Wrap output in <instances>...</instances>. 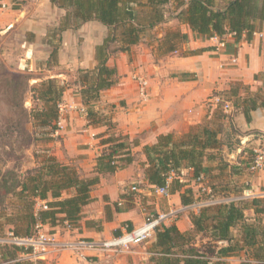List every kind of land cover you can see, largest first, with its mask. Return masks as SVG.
<instances>
[{
    "label": "trees",
    "instance_id": "trees-1",
    "mask_svg": "<svg viewBox=\"0 0 264 264\" xmlns=\"http://www.w3.org/2000/svg\"><path fill=\"white\" fill-rule=\"evenodd\" d=\"M13 2L14 9L20 7L15 0ZM23 2L25 0L20 3ZM50 2L65 12L46 35L45 42L51 47L46 67L54 61L63 31L77 29L90 20H97L107 28L106 36L95 46L94 68L78 71L79 93L86 106L89 124L106 126L105 131L96 135L102 149L95 157L93 170L88 176L79 174L73 165L60 162L51 152L49 144L58 128V104L70 82L47 77L36 85H29V79L42 77V72L30 70L29 73L20 71L18 78L5 80L3 86L7 90L10 88L13 97L8 100L10 115L6 116V126H3L0 137V236L11 233L16 237H28L35 234L38 224L78 227L83 207L93 201L91 190L99 183L100 175L133 162L131 148L138 145V140L118 132L108 115L93 108L101 92L117 83L116 68L107 64L115 51L111 49L112 44L117 43L119 51H128L131 45L141 41L145 32L167 20V5H173V18L181 25H187L198 37L222 38L232 34L239 40L243 34L250 38L254 31L264 30V0ZM154 39L157 53L165 54L176 51L188 41L189 36L177 27L167 28L161 37L155 35ZM241 90L244 95L240 94ZM27 91L31 94L30 108L24 105ZM228 93L231 99L234 98V109L241 111L246 122L251 121V111L264 108V94L252 92L246 85L234 84ZM220 105L212 118L191 127L184 134H160L154 143L142 147L145 161L140 164L147 183L153 187L168 185L171 194L179 193L182 205L197 199L191 188L182 190L185 184L179 179L181 169H191L193 179L205 172V160L217 161L216 167L220 172L229 167L231 176L244 169L249 170L252 160L249 146L242 150L245 164L237 168L222 157L219 133L226 114ZM38 143L43 146L32 152L36 165L21 171L25 152ZM10 158L13 161L7 166ZM236 185L239 184L231 186V191L238 193L244 186ZM211 187L216 191L215 185L211 184ZM224 188L230 189L227 185ZM250 209L254 213L251 219L245 216V211ZM189 218L192 223L190 230L181 231L176 224L156 229L149 250L155 264H224L225 257L238 256L242 252L253 258L255 264H264L263 198L206 206L198 212H189ZM91 222L94 223L93 220ZM131 229V226L126 228ZM115 234H121V230H116ZM220 242L226 244L220 245ZM30 253L22 246L0 244V264H42L40 260L30 258Z\"/></svg>",
    "mask_w": 264,
    "mask_h": 264
},
{
    "label": "crops",
    "instance_id": "crops-1",
    "mask_svg": "<svg viewBox=\"0 0 264 264\" xmlns=\"http://www.w3.org/2000/svg\"><path fill=\"white\" fill-rule=\"evenodd\" d=\"M15 1L19 8L12 7L13 0H0V11L8 6L12 17L9 25L19 24L17 34L22 47L23 68L42 72V77L33 79L36 82L51 77L71 83L63 93L61 103L64 107L59 111L61 127L49 144L51 152L60 162L73 165L79 174L88 176L93 170L95 157L102 149L96 135L105 131L106 126L89 124L86 110L84 113L79 110L81 106L86 109V106L79 93L78 71L94 68L95 46L102 42L107 28L97 20H90L77 29L63 31L54 61L46 67L51 51L45 42L46 35L57 25L65 10L52 5L50 0ZM2 27L5 26H0V32ZM166 29L157 36L161 37ZM180 29L188 34L189 39L176 51L158 54L156 46L139 42L131 45L128 51L112 52L109 56L107 64L116 68L117 83L101 92L93 108L108 115L118 132L138 140V145L131 149L133 157L135 153L140 156L137 163L140 167L135 165L134 158L122 169L101 174L99 183L91 190L93 201L82 209L78 227L42 225V229L53 234L58 241L108 239L116 235L118 229L123 232L128 226H139L149 214L174 209V205L179 203L182 207L178 192L170 193L168 197L158 194L162 199L150 196L147 188L153 186L147 183L140 164L145 161L142 147L154 143L160 134L179 136L208 121L218 104H221L220 109H223L222 103L231 104L228 90L234 84L246 85L250 91L259 94L264 91V30L254 31L250 38L243 34L236 40L232 34L222 38L198 37L184 24ZM26 34L31 37L29 40ZM134 74H140L147 80L146 98L139 95ZM240 94L244 95L243 90ZM223 111L226 116L221 121L224 129L220 131L219 138L222 140L223 135L227 138L222 141L221 154L225 161L237 168L245 164L243 148L254 145L258 134H264V108L251 111L250 122H246L241 111L235 110L232 104L230 109ZM217 164L215 160L204 161L205 172L202 175L203 180L206 178V186H214L218 180L215 177L221 175L224 180L227 178L225 185L230 187L224 190L227 195L236 194L231 191L234 183L244 186L243 189L246 186L254 190L264 188L263 176L252 174L248 169L231 176L229 167L220 172ZM137 178L147 188L139 190L142 194L135 196L131 186ZM179 179L185 184L182 190L190 189L191 184L187 181L196 182L191 169L187 168L181 169ZM249 211L254 215L251 209ZM177 216L166 225L176 224L181 231L192 228L188 214ZM152 237L150 244L154 241V235ZM219 244L225 245L226 242ZM139 246L131 245L118 253L85 250V259L71 250H56L51 246L46 252L30 258L40 260L42 264H155L149 251L151 245L145 250ZM223 260L224 264H255L253 258L244 252Z\"/></svg>",
    "mask_w": 264,
    "mask_h": 264
},
{
    "label": "built area",
    "instance_id": "built-area-1",
    "mask_svg": "<svg viewBox=\"0 0 264 264\" xmlns=\"http://www.w3.org/2000/svg\"><path fill=\"white\" fill-rule=\"evenodd\" d=\"M133 78L137 82V88L139 95L142 98L147 96V80L140 74H134ZM217 101H220L217 99ZM59 111L64 107L63 103L58 104ZM230 108L228 103L223 105V109L226 111ZM79 110L84 113L85 107L81 106ZM57 129L61 127V122L57 120ZM257 143L250 146L252 149V160L249 163V171L252 174H259L264 177V134H258ZM203 181V175L201 174L196 178V182L201 183ZM137 188L135 185L131 186V190L135 191ZM203 190L206 192L207 197L205 199L195 200L188 205H183L180 209H191L193 211H199L206 206H213L217 204H225L230 202H237L241 200H251L253 198L264 199V188L254 190L252 187L244 188L241 192L228 196H217L211 187L203 186ZM157 194L168 197L170 195L168 185L155 187ZM179 210L169 209L167 211L157 212L149 214L145 217L142 224L131 230L121 232L119 235H114L108 239H87L77 238L74 240L58 241L53 234L42 229V225L36 226L35 234L28 237H16L11 233H8L4 237H0V244H14L22 246L30 250V256L40 255L48 250L49 247L56 250H71L78 257L85 259V250H100L107 253H118L131 245L141 244L147 241L152 235H154L157 228L166 225L167 222L174 220ZM68 227V226H67ZM69 228V227H68Z\"/></svg>",
    "mask_w": 264,
    "mask_h": 264
},
{
    "label": "rangeland",
    "instance_id": "rangeland-1",
    "mask_svg": "<svg viewBox=\"0 0 264 264\" xmlns=\"http://www.w3.org/2000/svg\"><path fill=\"white\" fill-rule=\"evenodd\" d=\"M11 3V2H10ZM10 8L8 6H5V8L2 9V11H0V26H5L2 27L1 32H0V137H1V132L4 130L3 126H6V116L9 117L10 115V107L8 104V100H10L13 96L11 94V90L10 88H8V90L3 86V83L5 82V80L9 79V78H18L20 71H29L28 68H23V61H22V47L20 44V36L17 34V29L19 24H14L11 23V25H9V20L12 18L9 13H10ZM166 17L167 20L161 24H159L158 26H156L155 28H153L151 31L145 32L143 34V37L141 38L140 43H143L145 45H153L156 46V42L154 41V36L157 35V33L162 32L165 28H180V23H178V21L173 18L174 15V10H173V5H167L166 8ZM14 25V26H13ZM26 39H30L31 37L29 36V34L25 35ZM118 44L114 43L111 45V48H114V54L119 53L120 51L118 50ZM29 73V72H28ZM28 84L29 85H36L37 82L36 80L33 79H29L28 80ZM261 94H264V91H262ZM260 94V95H261ZM24 105L27 108H30L32 105V101H31V94L29 91L26 92V94L24 95ZM233 99L232 98L231 104L233 103ZM225 104V103H222ZM230 104V105H231ZM230 109V108H229ZM223 110V109H222ZM236 110V109H235ZM227 111V110H226ZM233 112V111H232ZM218 122V120L216 121ZM221 129H224V125H221ZM222 141L225 142V139L227 137H225L224 135L222 136ZM42 144L38 143V144H34L31 145L29 147V149L25 152V156L22 160L21 163V171H24L28 168H32L36 165V163L34 162L33 156H32V152L33 151H39L42 148ZM248 147V146H246ZM139 155L138 153L134 154V158H135V165L140 167L139 164H137L139 162ZM233 157V156H232ZM12 158H10L9 160H7V166H9L8 164H10L13 160H11ZM6 167V166H5ZM81 175H84V173H81ZM216 180L215 182V186H216V191H213L217 196L223 197V196H228L225 195L226 193L224 192V187H226V185L224 184L227 180V178L225 177L222 178V176H220L219 178L215 177ZM221 179V180H220ZM196 181V179H195ZM187 184H191L190 188L195 191L196 194V199H205L207 197L206 192L203 190V186H206V178L201 182V183H197V182H192V181H187ZM136 186V190L133 191L134 193H132V195L138 196L142 193H140L139 190H143L145 188H147L145 183H140L138 178L136 180H134L133 183ZM131 186V185H130ZM241 186L239 185H236ZM188 188V187H187ZM148 191L150 192V196L155 199V198H160L162 199L160 195H158L155 191V187L153 188H147ZM238 189V188H236ZM164 197V196H163ZM174 209L179 208L177 210V217L183 216L184 214H188L189 212H194L191 209H180V203L177 205H174L173 207ZM248 215V217L252 218V212H250L249 210L246 213ZM7 235V234H6ZM4 235V236H6ZM4 236H0V237H4ZM153 236V235H152ZM153 237H150L147 241L143 242L140 244V249L141 250H145L147 249L151 244H150V240Z\"/></svg>",
    "mask_w": 264,
    "mask_h": 264
}]
</instances>
